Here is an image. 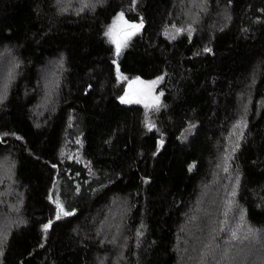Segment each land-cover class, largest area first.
I'll return each instance as SVG.
<instances>
[{"label":"trees","instance_id":"1","mask_svg":"<svg viewBox=\"0 0 264 264\" xmlns=\"http://www.w3.org/2000/svg\"><path fill=\"white\" fill-rule=\"evenodd\" d=\"M52 2L0 0V50L16 62L0 99V264H230L228 242L264 234V0ZM118 12L140 23L119 53L106 32ZM54 57L61 97L37 118L36 68ZM114 66L163 76L146 120L119 99ZM239 88L250 110L227 152Z\"/></svg>","mask_w":264,"mask_h":264},{"label":"rangeland","instance_id":"2","mask_svg":"<svg viewBox=\"0 0 264 264\" xmlns=\"http://www.w3.org/2000/svg\"><path fill=\"white\" fill-rule=\"evenodd\" d=\"M52 1H53L52 5L55 4L58 10H61V9L72 10L76 6L84 5V2L86 0H52ZM87 1H91V0H87ZM87 1L85 2L86 4H87ZM205 1H208V0H205ZM201 3H202V0H198V3L196 5L197 10ZM209 5L203 4L201 6V10H202L201 13L206 10L208 11ZM224 22H225V19L220 20V18H218L214 22V26L216 25L222 26ZM139 24L140 23H132V22H129L128 20H124V17L122 16V14L118 12L112 17V19L110 20L106 28L107 36L109 37L110 41L114 44V46L119 45L120 47V45L123 43L125 38L126 37L128 38L131 34L134 33V29H135L134 27H138ZM131 25H132V28H129ZM0 55H2L4 59L6 60L4 63L0 59V96H3L2 91H4L3 90L4 82L6 80V75H7L6 68L7 67L11 68V66L16 63L15 62V49L11 46H3L0 50ZM21 64L22 62L20 61L19 69L21 68ZM60 64H61L60 59L58 57H54V58H50L42 62L36 68L37 69L36 83L38 86L37 88L39 91L38 93L39 96H38L37 104L33 106L31 112L37 118H39L42 113L52 110L54 108L53 106L56 105L58 99L61 97L59 94L54 95V93H51L52 90H54L55 85L57 84L56 79H57V76L59 75V72L61 71ZM114 67L116 69V72H115L116 78L120 82H122V86L120 87L119 94H118L119 99L123 101H128V102L140 103L141 106L143 107L145 120L148 118L149 113L153 111V109L159 108L163 105V101H162L163 89H161V81H162L163 76L161 74H157L151 78H141L137 75L127 76L121 73L120 71H118L116 66ZM62 83L65 85L64 81H62ZM57 91H60L59 86L57 88ZM245 94H246V91H244V89L242 88H239L238 92L234 93V96H233V98H235L234 102H237V106H238V113L236 114L237 116L240 115L241 118L240 117L237 118L236 122L233 124L234 128L230 129V131H234L232 136L222 142V146L223 145L227 146V150H226L227 152H229L231 148H233V146L235 145V143L237 142L240 136L241 127L238 125V121L240 125H242L243 127V124L245 122V117L243 118L244 113L246 115H249L250 107L247 106L249 104V101L246 104ZM231 125L232 123H230L228 127L230 128ZM3 168L4 166H0V170H1L0 177H1V174H4L6 172V171L4 172ZM213 180H215L214 177H213ZM210 183H213V182L210 181ZM206 187H208V185ZM198 192L199 194H203L202 197L204 198H207V196L211 197L212 202H215V198H214L216 195L215 191L207 190L201 187ZM221 213H222L221 218H224L226 219V221H229L228 225L231 224V221L237 220L235 211L233 209H231L230 212H228L227 214H225L222 211ZM95 214L97 215V212ZM111 216L113 215L111 214ZM209 218L210 217L202 219V221L205 219V222H202L201 224L202 227L209 225V223L211 222V218L210 220ZM96 220H98V218ZM108 221H112V217H110ZM101 222L102 220L98 221L99 226L101 225ZM2 223H3V219L0 214V225ZM192 224L193 223H190V222L189 224L187 223L186 225H184L183 223L182 224L180 223V225L177 228L179 235L177 237L176 247L178 249V252L181 254H183L184 250L188 249L189 245L191 246L194 240L197 239L196 237H194L195 233L189 227ZM207 227L204 228V230L207 229ZM256 235L254 236L255 240L253 241L256 243H259V242L263 243L262 247H260L258 244H255L253 241L248 240L249 238L242 240V241L234 240L232 242H228V245H226V252L228 253L231 259L230 264H235L236 261H237V264H240L243 261H245L247 264H257L258 261L264 264V240H262V238H258V236L264 238V234H256ZM228 237H230V235ZM226 240L230 241L228 239ZM181 254H179V256ZM106 259L107 258H105V260ZM115 261L117 260L115 259ZM179 263L182 264V262L180 261Z\"/></svg>","mask_w":264,"mask_h":264},{"label":"snow or ice","instance_id":"3","mask_svg":"<svg viewBox=\"0 0 264 264\" xmlns=\"http://www.w3.org/2000/svg\"><path fill=\"white\" fill-rule=\"evenodd\" d=\"M206 51H210V49H206ZM117 53H119V45H117ZM0 99H3V96H0ZM125 102H128V101H125ZM62 211V209H61ZM65 215H68L69 213H64ZM57 216L59 217V212L57 213ZM48 225L45 226V228H47ZM233 237L236 238V234L233 233Z\"/></svg>","mask_w":264,"mask_h":264},{"label":"water","instance_id":"4","mask_svg":"<svg viewBox=\"0 0 264 264\" xmlns=\"http://www.w3.org/2000/svg\"><path fill=\"white\" fill-rule=\"evenodd\" d=\"M132 26H130V28H131Z\"/></svg>","mask_w":264,"mask_h":264}]
</instances>
